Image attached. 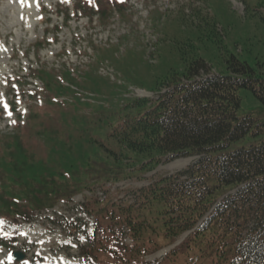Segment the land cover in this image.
Here are the masks:
<instances>
[{
	"label": "rangeland",
	"instance_id": "obj_1",
	"mask_svg": "<svg viewBox=\"0 0 264 264\" xmlns=\"http://www.w3.org/2000/svg\"><path fill=\"white\" fill-rule=\"evenodd\" d=\"M96 1L0 0V195L19 192L9 180L22 161L34 173L56 176L59 184L66 179L73 192L71 199L58 198L40 211L17 202L26 222L0 216V264L101 260V253L83 249L96 227L87 210H105L109 217L112 208L130 207L139 216L144 210L135 207V199L141 190L198 159L163 157L158 167L143 172L138 169L146 157L119 153L110 138L122 117L155 102L171 73H184L186 63L199 58L209 75H228L234 57L264 78V0H102L99 6ZM41 71L50 75L47 82ZM238 97L237 117L250 116L264 127V105L244 89ZM258 139L247 137L230 151ZM77 177L86 182L73 187ZM181 240L160 247L145 262L160 261ZM165 242L159 238V244ZM13 252L23 260L12 261ZM118 257L103 260L126 264L115 261Z\"/></svg>",
	"mask_w": 264,
	"mask_h": 264
},
{
	"label": "trees",
	"instance_id": "obj_2",
	"mask_svg": "<svg viewBox=\"0 0 264 264\" xmlns=\"http://www.w3.org/2000/svg\"><path fill=\"white\" fill-rule=\"evenodd\" d=\"M228 63L230 74L209 75L202 59H192L184 73H171L160 85L166 91L151 106L133 117L127 114L111 127L110 138L119 144V153L146 157L139 171L154 170L163 157L198 159L141 190L135 199V207L144 210L139 216L130 207L112 208L109 217L105 210H87L96 227L83 249L95 250L105 259L118 255L115 261L126 264H264V127L250 116L237 117L239 90L249 91L264 105V78L234 57ZM39 74L48 81L47 72ZM144 102H138V107ZM247 137L259 139L230 151L232 144ZM113 151L106 154L116 158ZM10 173L15 175L11 185L20 190L0 195L4 219L26 221L17 213V202L40 211L58 198L63 202L72 198L66 179H59V184L56 176L32 172L25 161ZM71 181L79 187L86 179ZM187 232L162 260L145 262L146 256ZM159 238L167 242L159 244ZM104 258L93 260L106 264Z\"/></svg>",
	"mask_w": 264,
	"mask_h": 264
},
{
	"label": "water",
	"instance_id": "obj_3",
	"mask_svg": "<svg viewBox=\"0 0 264 264\" xmlns=\"http://www.w3.org/2000/svg\"><path fill=\"white\" fill-rule=\"evenodd\" d=\"M12 258H13V260H15V261H20V260L23 259V256H22L21 254H16V253H14V254L12 255Z\"/></svg>",
	"mask_w": 264,
	"mask_h": 264
},
{
	"label": "snow or ice",
	"instance_id": "obj_4",
	"mask_svg": "<svg viewBox=\"0 0 264 264\" xmlns=\"http://www.w3.org/2000/svg\"><path fill=\"white\" fill-rule=\"evenodd\" d=\"M20 2L23 4L24 3V0H20ZM121 2H122V0H121ZM5 107H7V106L5 105ZM0 223H2V222H0Z\"/></svg>",
	"mask_w": 264,
	"mask_h": 264
},
{
	"label": "bare ground",
	"instance_id": "obj_5",
	"mask_svg": "<svg viewBox=\"0 0 264 264\" xmlns=\"http://www.w3.org/2000/svg\"><path fill=\"white\" fill-rule=\"evenodd\" d=\"M24 262V261H23Z\"/></svg>",
	"mask_w": 264,
	"mask_h": 264
}]
</instances>
